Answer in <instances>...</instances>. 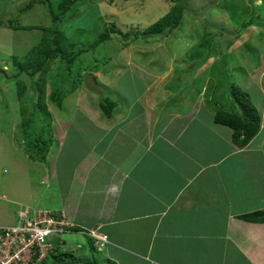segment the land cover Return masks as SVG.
<instances>
[{"label": "crops", "instance_id": "obj_1", "mask_svg": "<svg viewBox=\"0 0 264 264\" xmlns=\"http://www.w3.org/2000/svg\"><path fill=\"white\" fill-rule=\"evenodd\" d=\"M150 43L140 42L148 64L141 95L129 96L116 88L122 75L133 73H126L129 68H142L134 56L118 59L119 51H113L108 63L86 73L88 85L87 79L78 83L62 107H55L63 118L60 123L55 118L58 157L72 159L74 164L65 186L63 171L45 165L43 170L32 168L38 190L26 193L25 207L56 210L73 226L65 237H56L62 245L57 254L38 264L94 260L98 264H264V222L240 218L264 211V84H252L251 91L239 84L250 96L255 89L251 99L261 117L259 132L239 147L232 140L231 128L215 123L212 114L206 118V107L188 108L190 101L179 104L186 110L165 108L171 97L185 96L181 94L183 78L172 79L175 71L179 75L181 68L189 66H182L183 58L173 64L172 60L154 76L157 60L151 56L154 47ZM172 49L167 51L173 57ZM170 69L171 77L167 76ZM244 73L242 79L248 80L245 69ZM173 83L177 87L169 86ZM80 89L88 91L91 100L84 110L68 102L76 101L74 95ZM103 96L116 102L111 116L101 108ZM72 116L82 121L74 126ZM137 119L142 128L134 126ZM211 122L206 129L221 141L222 153L206 160V146L200 145L198 135ZM96 131L98 138L91 134ZM75 148L80 152L76 156ZM3 196L0 200L6 199ZM17 213L9 216L7 209L0 210V226L16 224ZM7 216L12 223L7 224ZM93 228L109 236L101 256L94 254L83 233Z\"/></svg>", "mask_w": 264, "mask_h": 264}, {"label": "rangeland", "instance_id": "obj_2", "mask_svg": "<svg viewBox=\"0 0 264 264\" xmlns=\"http://www.w3.org/2000/svg\"><path fill=\"white\" fill-rule=\"evenodd\" d=\"M31 1L33 0H0V195H6L3 196L6 199L0 200V210L7 209L9 216H16V212L19 213L20 209L25 208L26 193L38 190L36 174L34 175L32 168H42L45 165L46 168L63 171L61 174L65 175V180H62V185H66V176L69 175L74 162L72 159L65 160L64 157H58L60 149L55 132V118L60 123L62 117L59 116L56 104L50 101V95L58 87V81H63L62 77L70 81L79 79L76 83L78 87V83L86 81L89 77L86 73L91 72V67L103 66V63H108L111 56L115 55H112L113 51H119L115 55L119 57L118 59L134 56L142 70L134 71L132 67L129 68L126 73L130 74L131 71L133 73L122 75L117 80L116 88L129 96L141 95L147 84L148 64L147 59L142 56V53L146 52L140 42L146 38V42H151L149 45L154 47L150 51L151 56L156 57L157 60L156 67L152 69L154 76L164 72L162 70L164 63L172 60L173 64L183 58L182 66H189L188 69L181 68L179 75L176 74L177 71L174 72L175 78L173 77L172 80L183 78L181 94L185 96L179 95L177 99L171 97L165 107L167 109L177 110L176 107L180 103L191 101L188 108L194 104H197L194 108L206 107L208 110L206 118H208L211 114L214 116L216 108H231L234 103L233 91L236 85L240 84L244 89L251 91L252 84L253 86L264 84V0H179L186 5L180 24L171 32L166 29L163 33L156 35H146L145 31L169 13L172 6L171 0L79 1L67 16L57 23V27L66 34L70 55L77 52L75 49L72 50L70 43H74L76 48L86 47L110 27L118 32H113L110 39L91 52L80 53L81 55L75 58L76 62L69 67V69L72 67L71 70L64 69L67 64L60 63V59L50 66L46 80L45 101L47 110L51 114L50 130L53 135L52 140L55 142L52 141L48 159L46 158L44 163L38 157H32L25 147L21 125V112L25 104L17 96V80L25 79L27 74L18 72L16 60L22 61L27 56L32 57L31 49L41 41L44 34L52 30L50 26L54 25L49 8L46 7L47 3L35 4L30 10L21 11ZM60 2L61 0L50 1L55 12H59L61 8ZM10 21H14L15 29L10 25ZM205 32L211 36H205ZM127 34L129 36L126 37L127 40H124L123 36ZM144 34L147 37H141ZM171 47L173 57L171 52L167 51V48ZM132 51H134L133 54H130ZM189 61L193 64L188 65ZM193 66L195 67L192 68ZM84 67L86 70L83 69ZM243 68L248 74V80L241 77L244 73ZM171 71L172 69L167 76H172ZM88 82L87 79L86 85ZM225 85L228 87L227 92L224 91ZM169 86L177 87L175 83ZM98 89L101 90V87L97 86L96 90ZM254 90L251 94L252 98L256 96ZM87 92L80 89L74 95L76 101L72 102V99H69L68 102L71 106L74 103L80 104L81 110H84L91 103ZM27 94L31 96L33 93L29 89ZM69 109L70 105L67 110ZM186 109L181 107V110ZM76 118L77 116L70 118L74 126L82 121ZM41 119L44 121L43 117ZM143 122L145 123V120ZM38 123L40 124L41 121ZM212 124L211 122L204 128H200L198 135L200 145L206 146V160H210L212 154L222 153L218 145L221 141H217V136L211 137L212 131L206 129ZM134 126L142 128V121L137 119ZM219 126H215L217 130ZM36 132L39 134L40 130L36 129ZM91 134L96 138L100 137L97 131ZM71 137L73 135L67 137V141ZM102 140L109 142L108 139ZM75 150L74 156L80 153L76 148ZM33 182L35 185H32ZM17 202L24 204L19 205ZM6 222L9 224L13 220L11 221V218L7 216ZM63 236L65 237V234ZM74 236L79 235L74 234ZM71 239V235L67 236L68 242ZM94 254L101 256L102 252L96 250Z\"/></svg>", "mask_w": 264, "mask_h": 264}, {"label": "trees", "instance_id": "obj_3", "mask_svg": "<svg viewBox=\"0 0 264 264\" xmlns=\"http://www.w3.org/2000/svg\"><path fill=\"white\" fill-rule=\"evenodd\" d=\"M51 0H33L29 2L21 11L30 10L35 4L47 3L50 12L53 26H50L52 30L47 34H44L41 41L38 42L32 49V57H25L24 60L17 59L16 67L20 74L26 73L27 77L17 80V96L20 101L24 102L22 114V132L24 137V144L28 153L32 157H38L41 161H46L50 147L52 144V133H51V120L50 112L47 110V104L45 97L46 91V80L50 66L57 60L60 59V63H66L64 69L71 70L69 67L76 62L77 56H80L82 52L92 51L95 47L101 43L106 42L112 37L113 32H118L113 27H110L108 31H105L99 37L86 47L76 48L74 43H70L72 50L77 52L70 55L67 48V37L58 27L57 23L61 21L67 14L72 10L73 6L82 0H61L59 12H55L51 7ZM172 6L165 16H163L158 22L150 25L145 31L146 35H156L163 33L166 29L173 31L178 26L183 18L186 11V5L179 2V0H171ZM13 29L16 28L14 21L9 22ZM47 28V27H46ZM141 37H147L146 35ZM205 36L209 34L204 33ZM215 35V34H214ZM126 36H123L124 40H127ZM139 37V36H138ZM138 39V38H137ZM146 40V38H144ZM222 59V58H221ZM96 61V60H95ZM222 61V60H221ZM83 62V61H82ZM81 63V62H80ZM79 63V65H80ZM81 67V65H80ZM96 67V66H95ZM84 70L85 67L83 68ZM94 67H91V71ZM62 75V74H61ZM226 75L227 72H226ZM62 77L59 80L58 87L50 95V101L54 102L57 107H62L65 97L75 90V81H70ZM69 81V82H67ZM235 85V84H234ZM234 88V103L231 108L220 109L216 108L214 112V121L217 124L228 126L232 129V140L239 146H246L253 137L259 132L261 126V117L258 113L257 107L253 103L250 94L243 90L239 85ZM68 87L67 89H63ZM33 93L31 96L27 94L28 90ZM228 89L225 85L224 91ZM25 92V93H24ZM227 92V91H226ZM101 108L106 116H111L116 102L110 100L108 97L103 96L101 100ZM44 118V121L41 118ZM39 119V121H37ZM50 120V123H49ZM41 123L39 124L38 122ZM39 129V134L36 132ZM50 130V132H48ZM241 219L253 222H264V211L252 212L240 216ZM96 251V248H94ZM89 264H98L96 260Z\"/></svg>", "mask_w": 264, "mask_h": 264}, {"label": "built area", "instance_id": "obj_4", "mask_svg": "<svg viewBox=\"0 0 264 264\" xmlns=\"http://www.w3.org/2000/svg\"><path fill=\"white\" fill-rule=\"evenodd\" d=\"M73 225L65 216L50 208L25 207L18 213V222L0 226V264H38L57 254L61 243L56 237ZM97 250L109 243L107 233L99 228L84 232Z\"/></svg>", "mask_w": 264, "mask_h": 264}, {"label": "clouds", "instance_id": "obj_5", "mask_svg": "<svg viewBox=\"0 0 264 264\" xmlns=\"http://www.w3.org/2000/svg\"><path fill=\"white\" fill-rule=\"evenodd\" d=\"M93 229H94V228H93ZM88 230H89V229H88ZM85 231H87V230H85ZM85 231H84V232H85ZM84 232H83V233H84ZM84 234H85V233H84ZM85 235H86V234H85ZM88 238H89V237H88ZM89 239H90V238H89ZM90 241H91V240H90ZM91 243H92V242H91ZM92 245H93V244H92ZM93 246H94V245H93ZM94 248H95V247H94ZM96 250H97V249H96ZM102 250H103V249H102ZM102 250H98V251H102Z\"/></svg>", "mask_w": 264, "mask_h": 264}, {"label": "water", "instance_id": "obj_6", "mask_svg": "<svg viewBox=\"0 0 264 264\" xmlns=\"http://www.w3.org/2000/svg\"><path fill=\"white\" fill-rule=\"evenodd\" d=\"M96 91H97V92H99V93H101V90H99V89H98V90H96Z\"/></svg>", "mask_w": 264, "mask_h": 264}, {"label": "bare ground", "instance_id": "obj_7", "mask_svg": "<svg viewBox=\"0 0 264 264\" xmlns=\"http://www.w3.org/2000/svg\"><path fill=\"white\" fill-rule=\"evenodd\" d=\"M53 256V255H52ZM51 257V256H50ZM49 258V257H48Z\"/></svg>", "mask_w": 264, "mask_h": 264}]
</instances>
